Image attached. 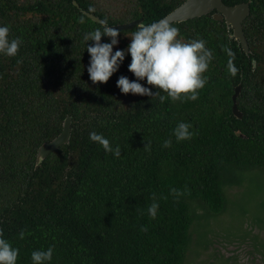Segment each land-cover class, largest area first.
I'll return each instance as SVG.
<instances>
[{
	"label": "trees",
	"instance_id": "trees-1",
	"mask_svg": "<svg viewBox=\"0 0 264 264\" xmlns=\"http://www.w3.org/2000/svg\"><path fill=\"white\" fill-rule=\"evenodd\" d=\"M184 1L0 0V26L23 41L16 57L0 54V230L19 249L17 264H32V252L49 247L48 264H185L193 230L226 212L244 175L264 177V0H222L249 3L241 24L248 54L211 13L171 23L185 42L203 39L213 53L195 101L122 94L119 77L136 80L130 54L106 84L89 78L86 49L94 42L83 36L100 24L83 13L107 18L109 27L147 25ZM137 28L119 30L113 53L128 48ZM225 48L235 54L234 77ZM236 86L240 119L231 112ZM67 117L69 143L35 165L36 150ZM180 122L194 135L178 143L172 132ZM93 131L120 147L119 158L89 139ZM171 189L185 194L177 200Z\"/></svg>",
	"mask_w": 264,
	"mask_h": 264
},
{
	"label": "clouds",
	"instance_id": "clouds-1",
	"mask_svg": "<svg viewBox=\"0 0 264 264\" xmlns=\"http://www.w3.org/2000/svg\"><path fill=\"white\" fill-rule=\"evenodd\" d=\"M88 11L91 13L95 9L90 7ZM78 22L84 24L85 16L81 15ZM98 23L100 27L83 36L85 42H94L92 46L87 44L86 49L90 55V66L87 72L93 84H106L118 71L126 54H130L131 63L128 71L134 75L136 80L130 81L125 76L119 77L116 86L122 94L158 97L161 104L166 99H170L173 103L198 99L200 90L207 84L208 78L205 73L213 59V53L206 47L205 40L193 39L185 42L180 37L179 28L173 26L167 18H163L147 25L140 24L131 35L128 48L113 53V47L118 44L120 32L108 26L107 18L99 20ZM104 36L110 38V43H101ZM22 43L23 41L19 38L10 39L8 26H0V54L9 58L16 57ZM224 51L229 56L228 71L234 77L239 71L233 63L235 54L229 48H225ZM144 80L151 88L157 90L155 94L151 88L144 87L139 82ZM161 93L164 94L161 95ZM191 127L189 123L180 122L174 128L172 135L178 143L190 140L194 135L190 131ZM89 139L98 143L105 153H113L117 158L121 155L120 147L117 146L113 150L110 141L102 134L93 131L89 134ZM171 146V138L164 141L163 147L170 148ZM150 149V142L146 143L144 150L150 151ZM170 192L177 200L185 194L177 189H171ZM152 200L154 202L148 207V214L155 219L159 208V204L155 202V194ZM141 231L146 232L147 228L142 226ZM24 236V231H21L20 239H24ZM18 256L19 249L14 248L0 230V264H17ZM52 257V247L46 251L36 250L31 254L32 264H48Z\"/></svg>",
	"mask_w": 264,
	"mask_h": 264
},
{
	"label": "rangeland",
	"instance_id": "rangeland-1",
	"mask_svg": "<svg viewBox=\"0 0 264 264\" xmlns=\"http://www.w3.org/2000/svg\"><path fill=\"white\" fill-rule=\"evenodd\" d=\"M241 182L226 212L193 230L185 264H264V249L257 246H264V177L252 173Z\"/></svg>",
	"mask_w": 264,
	"mask_h": 264
},
{
	"label": "water",
	"instance_id": "water-1",
	"mask_svg": "<svg viewBox=\"0 0 264 264\" xmlns=\"http://www.w3.org/2000/svg\"><path fill=\"white\" fill-rule=\"evenodd\" d=\"M249 3H240L233 6L225 5L222 0H185L178 7L172 10L164 18L170 23L183 22L189 19L201 17L211 13V17L216 21H223L227 30H231L229 38L237 41L245 54H248L247 43L244 38L241 24L249 15ZM90 20L98 23V19L90 14H85ZM141 20H135L126 24L114 25L112 28L124 31L134 26H139ZM240 92V86H236L231 97V112L237 119L241 118V113L236 107V98ZM70 138V119L67 117L62 123L60 133L51 141L41 144L36 150L35 165L47 157L51 152L55 151L62 145H67Z\"/></svg>",
	"mask_w": 264,
	"mask_h": 264
}]
</instances>
